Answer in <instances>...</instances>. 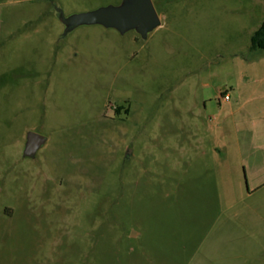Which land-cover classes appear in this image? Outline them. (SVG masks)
Returning a JSON list of instances; mask_svg holds the SVG:
<instances>
[{
	"label": "rangeland",
	"instance_id": "1",
	"mask_svg": "<svg viewBox=\"0 0 264 264\" xmlns=\"http://www.w3.org/2000/svg\"><path fill=\"white\" fill-rule=\"evenodd\" d=\"M120 2L0 0V264H264V0Z\"/></svg>",
	"mask_w": 264,
	"mask_h": 264
},
{
	"label": "water",
	"instance_id": "2",
	"mask_svg": "<svg viewBox=\"0 0 264 264\" xmlns=\"http://www.w3.org/2000/svg\"><path fill=\"white\" fill-rule=\"evenodd\" d=\"M59 20L64 25V33L80 26L98 24L114 28L120 33L135 30L141 37L160 26L161 19L152 0H121L118 4L100 6L93 10L73 13L65 16L57 9ZM46 142L38 133L28 131L24 147V156L34 157L37 150Z\"/></svg>",
	"mask_w": 264,
	"mask_h": 264
},
{
	"label": "trees",
	"instance_id": "3",
	"mask_svg": "<svg viewBox=\"0 0 264 264\" xmlns=\"http://www.w3.org/2000/svg\"><path fill=\"white\" fill-rule=\"evenodd\" d=\"M250 49H264V19L251 35ZM118 110L119 108L116 109V111Z\"/></svg>",
	"mask_w": 264,
	"mask_h": 264
},
{
	"label": "built area",
	"instance_id": "4",
	"mask_svg": "<svg viewBox=\"0 0 264 264\" xmlns=\"http://www.w3.org/2000/svg\"><path fill=\"white\" fill-rule=\"evenodd\" d=\"M223 101H228L229 100V96L228 94H225L222 98Z\"/></svg>",
	"mask_w": 264,
	"mask_h": 264
},
{
	"label": "crops",
	"instance_id": "5",
	"mask_svg": "<svg viewBox=\"0 0 264 264\" xmlns=\"http://www.w3.org/2000/svg\"><path fill=\"white\" fill-rule=\"evenodd\" d=\"M262 21H263V20H262ZM262 21H261V22H262ZM260 24H261V23H260ZM259 26H260V25H259Z\"/></svg>",
	"mask_w": 264,
	"mask_h": 264
}]
</instances>
